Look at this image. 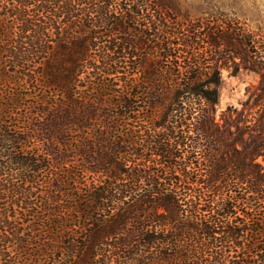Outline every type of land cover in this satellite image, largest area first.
Returning <instances> with one entry per match:
<instances>
[{
  "label": "trees",
  "instance_id": "trees-1",
  "mask_svg": "<svg viewBox=\"0 0 264 264\" xmlns=\"http://www.w3.org/2000/svg\"><path fill=\"white\" fill-rule=\"evenodd\" d=\"M224 68L260 80L218 113ZM260 155L245 20L0 0V264H264Z\"/></svg>",
  "mask_w": 264,
  "mask_h": 264
},
{
  "label": "rangeland",
  "instance_id": "rangeland-1",
  "mask_svg": "<svg viewBox=\"0 0 264 264\" xmlns=\"http://www.w3.org/2000/svg\"><path fill=\"white\" fill-rule=\"evenodd\" d=\"M164 2L175 11L191 15L224 10L245 20L252 29L264 34V0H164ZM259 80V74L253 70L241 68L233 74L224 68L218 113L228 106L243 107V103L254 93ZM259 161L264 167V155L259 156Z\"/></svg>",
  "mask_w": 264,
  "mask_h": 264
}]
</instances>
